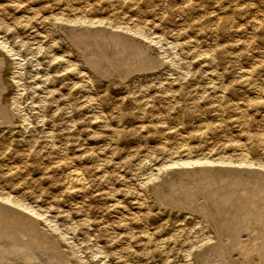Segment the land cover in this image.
<instances>
[{
	"label": "rangeland",
	"instance_id": "obj_1",
	"mask_svg": "<svg viewBox=\"0 0 264 264\" xmlns=\"http://www.w3.org/2000/svg\"><path fill=\"white\" fill-rule=\"evenodd\" d=\"M0 44V264H264V0H0Z\"/></svg>",
	"mask_w": 264,
	"mask_h": 264
},
{
	"label": "bare ground",
	"instance_id": "obj_2",
	"mask_svg": "<svg viewBox=\"0 0 264 264\" xmlns=\"http://www.w3.org/2000/svg\"><path fill=\"white\" fill-rule=\"evenodd\" d=\"M81 22V21H80ZM252 24V23H251ZM104 28V27H103ZM107 28V27H106ZM87 31H89V33L90 34H92V37H95V34H96V32H95V30H91V29H87ZM111 31H113V30H111ZM105 32V31H104ZM124 32V31H123ZM122 32V33H123ZM88 33V34H89ZM121 32L120 33H115V32H111V33H107V38L108 37H110L112 40H114L115 39V41L116 42H119V43H121L122 41H125V42H128V43H131L132 44V46L134 47V45H137L138 46V48H144V46H143V44L141 43V42H137V43H139V44H135L136 43V40L132 37V36H130V35H128L127 33L125 34V33H123L122 34ZM137 33V32H136ZM101 36V35H100ZM141 36V35H140ZM89 37V36H88ZM91 37V36H90ZM97 37V36H96ZM95 37V38H96ZM104 38V37H103ZM106 39V38H105ZM110 39V40H111ZM114 43V42H113ZM119 45V44H118ZM0 46H3L4 47V45H1L0 44ZM150 46V45H149ZM103 51H104V53L107 55V49H105V47L103 46ZM145 50H146V47H145ZM146 52H148V51H146ZM117 53V52H116ZM142 53V52H141ZM10 54V53H9ZM112 54V53H111ZM150 54V53H149ZM142 55V54H141ZM104 56V55H103ZM106 57H108V56H106ZM105 57V58H106ZM1 59V58H0ZM134 59V58H133ZM137 60H138V58H137ZM135 61V60H134ZM133 62V61H132ZM8 63V62H7ZM156 63V62H155ZM1 64V63H0ZM135 64V63H134ZM150 64V63H149ZM2 65V64H1ZM148 67V66H147ZM151 68V67H150ZM128 69H130V68H128ZM135 69V70H134ZM12 71V70H11ZM131 71L133 72H140V73H145V71H147L148 72V70L146 69V63L145 62H143L142 64L140 63L139 65H137L135 68H131ZM150 71V70H149ZM8 75V74H7ZM17 92V91H16ZM23 116V115H22ZM196 163H199V162H196ZM187 164V166L188 165H193L194 163H186ZM185 163H184V165H186ZM180 165H182V164H180ZM189 167V166H188ZM213 167V166H212ZM230 167V166H229ZM231 167H233V166H231ZM215 169V168H214ZM181 170V169H180ZM185 170V169H184ZM227 170V169H226ZM236 170V169H235ZM200 172V171H199ZM203 172V171H202ZM75 173V172H74ZM73 173V174H74ZM72 174V173H71ZM72 174V175H73ZM78 176L79 175H77L74 179L78 182V185H79V182L81 183L82 181H81V179H79L78 178ZM80 177V176H79ZM73 180V179H72ZM71 180V181H72ZM241 180V179H240ZM259 181H261V180H259ZM75 182V181H74ZM246 183V182H245ZM244 183V184H245ZM69 185V184H68ZM240 186V185H239ZM262 186V185H261ZM241 187V186H240ZM67 188V187H66ZM76 189V188H75ZM241 190V189H240ZM244 190V189H243ZM262 190H263V187H262ZM261 190V191H262ZM247 191V190H246ZM259 191H260V189H259ZM237 192V191H236ZM7 201H10L9 199H6ZM7 204V203H6ZM9 208V207H8ZM12 208V207H11ZM25 210V209H24ZM35 210V209H34ZM18 216V215H17ZM39 216H41V215H39ZM32 217V216H31ZM248 217V216H247ZM258 217V216H257ZM248 218H250V216L248 217ZM251 219V218H250ZM257 219V218H256ZM262 219V218H261ZM252 221H253V219H251ZM14 221V220H13ZM34 221V220H33ZM24 222V221H23ZM28 222V221H27ZM254 222V221H253ZM257 222V221H256ZM260 222V221H259ZM29 226V225H28ZM47 226V225H46ZM263 226V225H262ZM259 227V226H258ZM261 227V226H260ZM264 227V226H263ZM260 230V229H259ZM264 230V229H263ZM37 235V234H36ZM42 236V235H41ZM247 239V238H246ZM25 252V251H24ZM41 252V251H40ZM37 254V256L39 257V258H41L42 259V261H47L48 259H47V257H45L44 255H42L41 253H39V252H37L36 253ZM227 254V253H226ZM33 258V257H32ZM33 261L35 260V259H32Z\"/></svg>",
	"mask_w": 264,
	"mask_h": 264
}]
</instances>
